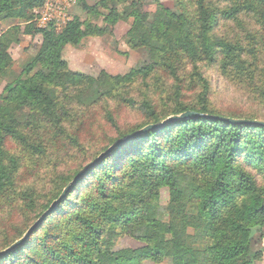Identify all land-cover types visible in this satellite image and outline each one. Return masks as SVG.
<instances>
[{
    "label": "trees",
    "instance_id": "16d2710c",
    "mask_svg": "<svg viewBox=\"0 0 264 264\" xmlns=\"http://www.w3.org/2000/svg\"><path fill=\"white\" fill-rule=\"evenodd\" d=\"M120 1L78 0L82 11L95 15L101 14V7L109 8L104 15L108 25L88 31L81 17L74 15L58 31L54 25L38 27L34 23L33 10L42 5V0H0V21L14 19L26 23L16 24L0 35L2 76L14 75L13 58L6 49L10 36L42 37L36 55L8 80L0 96V194L14 185L19 167V160L7 150L8 139L27 142L25 131L42 126V122L62 126L59 89L71 90L79 97L87 94L93 102H101L114 96L125 83L138 78L145 82L152 79L159 67L180 82V75L187 74L189 68L190 88H198L196 103L186 104L179 99L183 89L178 83V99L163 114L151 99L142 101L148 113L147 122L134 131L186 111L204 115L171 122L120 145L72 187L25 244L0 260L6 259L7 264H142L146 259L168 260L170 264H252L256 252L250 233L252 227L261 228L264 224V195L247 168L255 165L264 171V127L234 124L205 115L263 121L264 115L260 111L239 114L215 109L212 85L202 64H221L225 72L237 73L240 83L248 87L251 82L258 84L257 88L252 87V102L264 104V80L255 79L251 71L254 66L259 75L262 73L256 64L259 52L212 34L220 14L234 17L243 8L254 10L264 24V0H191L193 11L185 4L181 10L172 11L160 3L153 22L142 11V0H132L123 9L118 7ZM222 1L226 8L232 7L216 8L214 4ZM131 18L134 22L130 33L140 38L149 62L124 75H106L103 79L68 69L63 58L66 45L79 46L88 35L113 32L120 19ZM245 73L251 76H239ZM106 120L117 128L112 112L107 113ZM122 137L125 135L115 140ZM105 148L108 147L101 149L102 153ZM109 159H113L111 164ZM192 168L202 171L204 177L188 174ZM78 174L66 177L63 187ZM92 174V193L79 197L73 211L63 215L60 208L72 202L83 180ZM162 186L169 187L171 193L168 215L160 213ZM60 195L48 201L40 219ZM189 228L194 229L193 236L189 235ZM120 236H132L146 244L137 249H118L115 240ZM15 239L1 249L10 247Z\"/></svg>",
    "mask_w": 264,
    "mask_h": 264
},
{
    "label": "rangeland",
    "instance_id": "374dc122",
    "mask_svg": "<svg viewBox=\"0 0 264 264\" xmlns=\"http://www.w3.org/2000/svg\"><path fill=\"white\" fill-rule=\"evenodd\" d=\"M131 1L121 0L118 7L123 9L129 6ZM190 1L142 0V11L147 13L148 20L153 22L160 3L172 11L181 10L183 4L189 11H193L194 6ZM42 2L41 6L33 10L35 13L33 21L38 27L54 25L58 31H61L74 15L81 17L84 28L88 31L108 25L104 22V15L109 13V8L101 7V14L95 15L82 11L78 0H42ZM108 4L112 6V2ZM214 5L222 10H229L232 7L228 5L226 8L223 1ZM133 22V18L120 19L115 24L113 32L99 36L88 35L83 38L79 46L66 45L63 58L67 62L68 69L95 79H103L106 75H124L134 67L149 62L147 49L142 47L140 38L130 33ZM16 24H22V22L14 19L0 21V35L8 32L10 27ZM25 24L22 25L25 26ZM212 34L216 38L239 43L248 50L256 49L259 52L256 64L262 73L259 75L253 66L251 71L254 75L252 76L255 79L264 80V24L254 10L243 8L234 17L220 14ZM41 43V35L10 36L6 49L13 58L11 72L14 75L10 73L8 77H4L0 74V96L8 80L22 71L24 65L36 55ZM159 68L155 76L147 82L138 78L125 83L120 86L114 96L103 98L101 102H93L87 94L79 97V94L75 95L71 90L59 89L61 102L59 113L63 116L62 126H50L42 122V126L35 125L34 128L25 131L27 142L15 138L8 139L7 150L19 160V167L15 174L14 185L0 194V251L4 250L1 248L6 243L15 238L18 240L20 233L26 229L28 231V227L30 228L40 219L48 201L62 194L66 188L63 187L66 177L83 171L96 159L97 155L102 153L101 149L114 145L119 140H115L118 136L125 135L122 138H126L142 129L141 127L134 131L136 127L147 122L148 113L141 105L143 100L151 99L157 111L163 114L165 109L173 106L178 99L176 87L180 83L183 90L179 99L186 104L196 103L198 88L194 86L190 88L189 68L187 74L180 75L182 82L176 81L174 77L164 72L162 67ZM202 69L212 85L211 101L215 109L225 113L234 111L239 114L260 111L264 115V104L258 106L252 102L255 96L252 87L255 85L254 87L257 88L258 84L251 82L248 87L247 84L240 83L237 73L225 72L221 64L203 63ZM246 75L249 76L246 77ZM239 76L249 78L251 74L245 73ZM97 86L101 87V84L97 82ZM108 112H112L117 128L106 120ZM112 140L115 141L111 143ZM244 154L245 152H242V155ZM112 162L113 159L108 160L109 164ZM247 169L256 179L264 195V171L255 165H250ZM191 170L188 174L204 177L202 171L193 168ZM94 180V174L83 180L72 202L60 208L63 215L73 211V205L80 199L79 197L92 193ZM148 186L152 187L151 184ZM159 191L160 213L168 215L166 208L170 203V189L162 186ZM188 233L193 236L194 229L189 228ZM17 240L15 239V242ZM253 240V252H256V255L252 258V264H264V224L257 229ZM145 244L132 236H120L115 240L118 249L128 247L137 249ZM7 262L6 259L0 260V264H7ZM142 264H170V262L168 260L154 262L146 259Z\"/></svg>",
    "mask_w": 264,
    "mask_h": 264
},
{
    "label": "water",
    "instance_id": "95a60500",
    "mask_svg": "<svg viewBox=\"0 0 264 264\" xmlns=\"http://www.w3.org/2000/svg\"><path fill=\"white\" fill-rule=\"evenodd\" d=\"M204 114L199 113L197 111H186L182 114L179 115H173L166 119L164 122L160 124H150L147 125L146 127L142 128L139 131H136L135 133L128 135L126 138L119 139L116 141V143L112 146H110L106 151L101 153L93 162L89 163L83 171H81L74 179L73 181L67 185V187L63 190L62 194L52 203L51 207L49 210L45 213L44 217L40 219L37 223H35L25 234L23 237L18 239L15 243H13L10 247L7 249L3 250L0 252V257L4 256L5 254L13 251L17 247L23 245L26 243L28 238L31 236V234L36 230L37 226L39 223H41L44 218L51 212L53 211L67 196L68 193L71 191L72 187L85 175L87 174L93 167H95L99 162H101L104 158H106L109 154H111L116 148H118L120 145L126 143L127 141L131 140L132 138H135L139 136L140 134L146 133L150 130L156 129L158 127L167 125L171 122L177 121V120H183V119H190L192 117H200L203 116ZM207 117H213V118H219L222 120H225L230 123H241V124H254V125H259L264 127V121L263 120H257V119H238V118H231V117H225V116H212V115H205ZM260 226L252 227L251 228V233L250 237H253L254 234L256 233L257 229Z\"/></svg>",
    "mask_w": 264,
    "mask_h": 264
}]
</instances>
